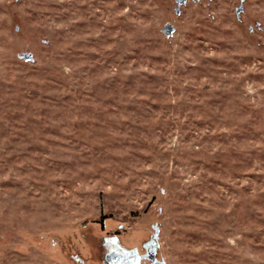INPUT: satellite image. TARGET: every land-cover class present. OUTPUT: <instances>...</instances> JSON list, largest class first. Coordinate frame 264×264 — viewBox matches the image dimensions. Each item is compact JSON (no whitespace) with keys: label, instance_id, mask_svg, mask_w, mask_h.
<instances>
[{"label":"rangeland","instance_id":"374dc122","mask_svg":"<svg viewBox=\"0 0 264 264\" xmlns=\"http://www.w3.org/2000/svg\"><path fill=\"white\" fill-rule=\"evenodd\" d=\"M114 248L264 264V0H0V264Z\"/></svg>","mask_w":264,"mask_h":264},{"label":"flooded vegetation","instance_id":"af4514ba","mask_svg":"<svg viewBox=\"0 0 264 264\" xmlns=\"http://www.w3.org/2000/svg\"><path fill=\"white\" fill-rule=\"evenodd\" d=\"M106 253L104 256L107 255ZM110 253H113L114 256L110 255V259L104 260L103 264H140L141 261L140 254H137L136 250H117L114 248L109 250L108 255Z\"/></svg>","mask_w":264,"mask_h":264},{"label":"water","instance_id":"95a60500","mask_svg":"<svg viewBox=\"0 0 264 264\" xmlns=\"http://www.w3.org/2000/svg\"><path fill=\"white\" fill-rule=\"evenodd\" d=\"M165 30L163 31L164 34L168 37L171 35L172 31H173V28L171 26H168V25H165ZM20 58H22L24 61H27L29 62L30 60H32V54L30 53H22L19 55ZM110 255L114 256L113 253H110L109 255H105V260H109L110 259ZM154 264H163L161 262H157V261H153Z\"/></svg>","mask_w":264,"mask_h":264}]
</instances>
